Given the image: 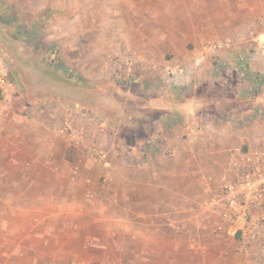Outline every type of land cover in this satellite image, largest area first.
<instances>
[{
  "label": "rangeland",
  "instance_id": "obj_1",
  "mask_svg": "<svg viewBox=\"0 0 264 264\" xmlns=\"http://www.w3.org/2000/svg\"><path fill=\"white\" fill-rule=\"evenodd\" d=\"M1 3L18 21L6 25L0 12V74L8 81L0 92V264H71L90 253L78 243L84 237L126 240L100 232L91 219L57 211L58 203H68L61 198L75 189L69 185L74 178L80 196H132L135 231L125 235L142 255L133 264H141L139 258L167 264V241L177 243L174 253L179 248L181 257L182 244L202 238L239 243L240 252L255 247L253 260L263 264L264 219L253 240L223 218L222 200L227 185L264 164V141L254 143L264 138V120L259 132L201 133L196 119L164 104L153 107V98L179 102L193 93L165 79L177 52L178 61L184 59L178 64L187 66L210 41L234 39L236 32L257 36L264 30V0ZM229 13L235 20L230 32L206 24ZM193 38L200 44L190 43ZM248 158L254 165L234 168ZM252 213L264 218V205ZM81 222L89 230L74 232ZM103 250L90 251L114 257Z\"/></svg>",
  "mask_w": 264,
  "mask_h": 264
},
{
  "label": "crops",
  "instance_id": "obj_2",
  "mask_svg": "<svg viewBox=\"0 0 264 264\" xmlns=\"http://www.w3.org/2000/svg\"><path fill=\"white\" fill-rule=\"evenodd\" d=\"M223 17L224 19H217L210 16L206 24L213 25L214 29L217 28L216 30L220 28V25L225 26L226 32L234 30V17L230 13ZM238 34L236 32L234 44L231 48L218 53L213 59L208 58L209 60L207 59L208 61L202 68L187 76L184 80V84H186L184 89L193 88V93L185 96L179 102L173 98H167V101L153 98V107L164 104L170 110L181 111L189 119H196L199 122L197 132L201 133L259 132L258 124L260 120H264V59L258 55L256 46L262 38V32L257 36H248L247 34V36L240 37L237 36ZM200 42L197 38L190 40V43L194 45H199ZM183 47L182 50L180 49L182 55L184 54ZM200 52L201 50H197L192 61ZM175 56L177 62H172L174 63L172 65H180L178 63L184 61V59L181 58V61H178V52ZM192 61L190 60L187 66H190ZM195 77L198 83L193 85ZM224 91H227V93H224ZM192 132H196L195 129ZM262 139L258 137L254 140V143L264 141V138ZM250 143L252 145V140H250ZM262 144L264 145L263 142ZM77 179H71L69 184L70 186L74 185L75 189L64 194L62 198L61 196L53 198L54 201L59 202L61 198V200L68 202L62 205L58 203L56 205L57 211H69L70 215L80 220L84 219V221L91 219V223L99 227L100 232L110 233L115 231L124 235L126 240L123 242L115 241L114 244L110 242L105 244L101 239L84 237L78 243H81L84 252L90 253L86 256H75V260L72 262L133 264L132 258L134 256L142 257V255L140 252L135 254L132 251L133 249L130 248L132 237L125 235H131L135 231L133 221L129 219L134 214L133 205L129 203L133 200L132 196L126 193H95V191L80 196L75 192L76 186H78ZM39 199L41 198L39 197ZM101 202H106V206L102 205ZM95 208H97V213L92 214L96 212ZM82 224L81 222L73 225V231L83 233L89 230ZM167 225V229L170 230L172 224ZM197 229L199 230V228ZM212 243L207 244L203 238L193 243L186 242L182 244L181 257H178L180 249L178 248L174 253V247H177V243L167 241L168 256L166 262L167 264H257L253 260L255 247H244L246 252H240L242 247L239 243L231 242L223 246L218 245L216 241ZM95 249H104L105 251L111 249L114 257L112 258L113 255H107L109 258L94 255L91 251ZM139 259H141V264L147 263V260ZM262 261L264 264V256H262Z\"/></svg>",
  "mask_w": 264,
  "mask_h": 264
},
{
  "label": "built area",
  "instance_id": "obj_3",
  "mask_svg": "<svg viewBox=\"0 0 264 264\" xmlns=\"http://www.w3.org/2000/svg\"><path fill=\"white\" fill-rule=\"evenodd\" d=\"M262 38L256 46L259 56L264 59V30ZM234 44V39L225 38L208 42L200 53L193 59L190 66L173 65L165 68V79L168 83L185 87L184 80L194 71L199 70L206 63L209 57H216L218 53L226 51ZM134 66V63L132 62ZM8 81L5 73L0 74V91H6ZM253 161L251 158L244 160L241 164L239 161L234 162V168L250 167ZM254 165V164H253ZM237 185H227L226 193L223 195L224 212L222 216L225 220L230 221L241 230L244 234L250 235L256 240L260 235L261 223L263 217L253 216V209L261 208L264 205V164L254 165L248 169L247 173L238 178ZM233 213V215L231 214ZM72 264H92L84 262H72Z\"/></svg>",
  "mask_w": 264,
  "mask_h": 264
},
{
  "label": "trees",
  "instance_id": "obj_4",
  "mask_svg": "<svg viewBox=\"0 0 264 264\" xmlns=\"http://www.w3.org/2000/svg\"><path fill=\"white\" fill-rule=\"evenodd\" d=\"M1 0H0V6H1ZM4 5V4H3ZM5 8H2L0 7V12L3 14L4 16V20L2 19V21L6 24V25H9V26H13L15 25V23H17L18 19L14 18L13 17V14H12V11L9 10V8H7L5 5H4ZM5 14V15H4ZM43 71L46 72L49 76H51L52 78H54V80L58 81L59 78L56 77L57 75L53 74V71L51 69H49L48 67L46 66H43ZM171 85V84H169ZM174 85V84H172ZM171 85V86H172ZM173 87H179V86H173ZM180 88V87H179ZM1 92V91H0ZM1 94V93H0Z\"/></svg>",
  "mask_w": 264,
  "mask_h": 264
}]
</instances>
